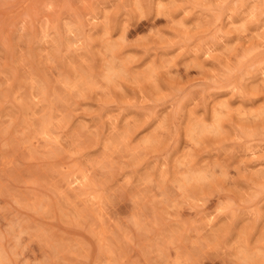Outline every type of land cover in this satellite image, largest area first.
I'll return each mask as SVG.
<instances>
[{
  "label": "rangeland",
  "instance_id": "374dc122",
  "mask_svg": "<svg viewBox=\"0 0 264 264\" xmlns=\"http://www.w3.org/2000/svg\"><path fill=\"white\" fill-rule=\"evenodd\" d=\"M0 264H264V0H0Z\"/></svg>",
  "mask_w": 264,
  "mask_h": 264
}]
</instances>
